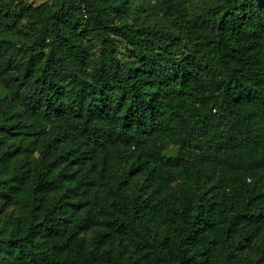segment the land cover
<instances>
[{
	"label": "trees",
	"instance_id": "trees-1",
	"mask_svg": "<svg viewBox=\"0 0 264 264\" xmlns=\"http://www.w3.org/2000/svg\"><path fill=\"white\" fill-rule=\"evenodd\" d=\"M11 205L0 264H264V0L0 3Z\"/></svg>",
	"mask_w": 264,
	"mask_h": 264
},
{
	"label": "rangeland",
	"instance_id": "rangeland-1",
	"mask_svg": "<svg viewBox=\"0 0 264 264\" xmlns=\"http://www.w3.org/2000/svg\"><path fill=\"white\" fill-rule=\"evenodd\" d=\"M14 0H0V3H10ZM18 1L19 3H21L22 1L29 5V6H32V7H38L40 5H42L43 3H45L46 1L48 0H16ZM208 2V0H189V4L191 6H195V7H198V8H202L204 6V4H206ZM24 40H28V38L24 37L23 38ZM94 41V44L96 45L95 48H94V51L95 53L97 54L98 53V48H99V38L96 37L93 39ZM117 41V44L120 48V52H121V57H127L129 56V54H131L132 50L120 39H116ZM143 182V178L142 177H139L137 180H136V183L138 185H141ZM19 208L17 206H14V205H11V206H8V207H0V219L1 220H6L10 215H16V214H19ZM93 232H89L87 233V236L89 239H91L93 237Z\"/></svg>",
	"mask_w": 264,
	"mask_h": 264
},
{
	"label": "water",
	"instance_id": "water-1",
	"mask_svg": "<svg viewBox=\"0 0 264 264\" xmlns=\"http://www.w3.org/2000/svg\"><path fill=\"white\" fill-rule=\"evenodd\" d=\"M178 151H179V148L178 147H173V148L169 149L166 152V156L168 158H174L177 155Z\"/></svg>",
	"mask_w": 264,
	"mask_h": 264
}]
</instances>
